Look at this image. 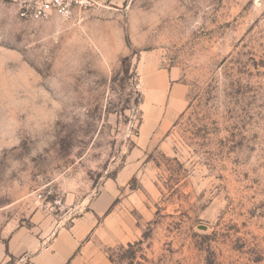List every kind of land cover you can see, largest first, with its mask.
<instances>
[{
  "label": "rangeland",
  "instance_id": "rangeland-1",
  "mask_svg": "<svg viewBox=\"0 0 264 264\" xmlns=\"http://www.w3.org/2000/svg\"><path fill=\"white\" fill-rule=\"evenodd\" d=\"M64 264H264V0H0V242ZM11 255V256H10Z\"/></svg>",
  "mask_w": 264,
  "mask_h": 264
},
{
  "label": "built area",
  "instance_id": "built-area-1",
  "mask_svg": "<svg viewBox=\"0 0 264 264\" xmlns=\"http://www.w3.org/2000/svg\"><path fill=\"white\" fill-rule=\"evenodd\" d=\"M16 12L24 19L47 20L58 16L72 19L76 13L100 5V0H14Z\"/></svg>",
  "mask_w": 264,
  "mask_h": 264
},
{
  "label": "crops",
  "instance_id": "crops-1",
  "mask_svg": "<svg viewBox=\"0 0 264 264\" xmlns=\"http://www.w3.org/2000/svg\"><path fill=\"white\" fill-rule=\"evenodd\" d=\"M36 240L30 239L26 233L22 230H18L10 235V240L8 242V250L4 243L0 242V264H6V255L9 252L11 255H17L29 250H35L37 248ZM10 255V256H11ZM69 252L62 254H51L46 255L39 250L32 256V261L35 264H64L69 256Z\"/></svg>",
  "mask_w": 264,
  "mask_h": 264
}]
</instances>
